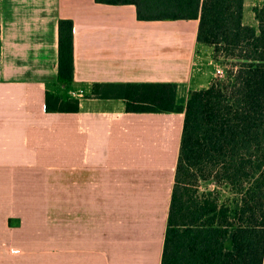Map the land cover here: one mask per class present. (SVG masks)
I'll return each mask as SVG.
<instances>
[{
  "label": "crops",
  "instance_id": "crops-1",
  "mask_svg": "<svg viewBox=\"0 0 264 264\" xmlns=\"http://www.w3.org/2000/svg\"><path fill=\"white\" fill-rule=\"evenodd\" d=\"M256 6L244 2L248 25ZM61 19L73 21V91H86L73 113L45 109L47 91L64 93ZM198 23L140 21L131 4L0 0V264H160L184 111L127 112L91 90L174 83L184 107Z\"/></svg>",
  "mask_w": 264,
  "mask_h": 264
},
{
  "label": "trees",
  "instance_id": "trees-1",
  "mask_svg": "<svg viewBox=\"0 0 264 264\" xmlns=\"http://www.w3.org/2000/svg\"><path fill=\"white\" fill-rule=\"evenodd\" d=\"M134 5L140 21L198 19L197 42L232 60L224 76L189 93L174 83H95L91 95L125 101L127 112H183L184 121L160 264H263L264 6L258 27L243 21L245 0H95ZM60 91L47 112L73 113V21L58 22Z\"/></svg>",
  "mask_w": 264,
  "mask_h": 264
},
{
  "label": "rangeland",
  "instance_id": "rangeland-1",
  "mask_svg": "<svg viewBox=\"0 0 264 264\" xmlns=\"http://www.w3.org/2000/svg\"><path fill=\"white\" fill-rule=\"evenodd\" d=\"M243 21L244 23L249 24L251 20L248 18V16H246V18L243 17ZM252 26L255 29L258 27V25H255L254 23L252 24ZM231 62L233 61L229 59L225 60L222 58L216 61L214 59L213 48L204 44H199L195 55L193 75L190 82L184 89L185 91H187L188 96L190 92L194 90L204 89L208 87L214 80L222 78L224 76L225 70L228 68ZM218 68L223 70L221 74H217L216 70ZM70 92H68L69 96H71ZM85 94L86 91H84V95ZM184 98L185 96H182L180 100H183ZM16 253L17 252L15 250H11L7 252V256L15 257Z\"/></svg>",
  "mask_w": 264,
  "mask_h": 264
},
{
  "label": "built area",
  "instance_id": "built-area-1",
  "mask_svg": "<svg viewBox=\"0 0 264 264\" xmlns=\"http://www.w3.org/2000/svg\"><path fill=\"white\" fill-rule=\"evenodd\" d=\"M216 71H217V74H221L223 72V70L220 68H218ZM70 95L75 97V98H81L84 96V90L80 89V90H76V91H71Z\"/></svg>",
  "mask_w": 264,
  "mask_h": 264
}]
</instances>
